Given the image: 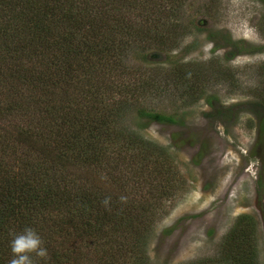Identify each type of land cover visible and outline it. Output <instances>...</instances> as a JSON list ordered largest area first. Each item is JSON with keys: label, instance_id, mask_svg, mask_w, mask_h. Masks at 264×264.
<instances>
[{"label": "trees", "instance_id": "trees-1", "mask_svg": "<svg viewBox=\"0 0 264 264\" xmlns=\"http://www.w3.org/2000/svg\"><path fill=\"white\" fill-rule=\"evenodd\" d=\"M168 1L0 0V264L12 258L10 234L25 227L34 228L48 249L47 261L34 258L37 264H80L81 252L93 246L94 264H147L141 248L154 225L143 218L147 211L138 214L118 202L103 210L79 178L94 166L108 167L104 148L123 136L117 118L131 108L129 101L102 107L113 109L102 123L94 119V106L108 99L111 84L114 93L127 91L120 79L124 40L134 32L142 50L160 52L176 43L173 29L165 38L170 43L157 38V25L134 30L138 21L142 27L157 23L166 11L174 17L177 9ZM124 144L134 153L141 146L147 154L156 149L130 131ZM257 226L250 214L239 215L213 258L188 264H259Z\"/></svg>", "mask_w": 264, "mask_h": 264}, {"label": "rangeland", "instance_id": "rangeland-1", "mask_svg": "<svg viewBox=\"0 0 264 264\" xmlns=\"http://www.w3.org/2000/svg\"><path fill=\"white\" fill-rule=\"evenodd\" d=\"M171 1L174 17L168 19L166 11L157 23L142 27L138 21L134 30L157 25V38L170 43L165 38L173 29V48L142 50L134 32L121 45L126 72L120 79L127 91L114 93L111 84L114 91L94 106V119L102 123L113 111L102 107L129 101L131 108L117 118L123 136L104 148L108 167L94 166L79 180L103 210L118 202L115 206H133L138 214L147 211L143 218L154 224L141 248L147 264L213 258L241 214L257 222L259 264H264V0ZM128 131L153 144V153L142 146L136 153L127 150ZM160 153L167 157L163 162L136 166ZM102 197H110L107 207ZM94 251V246L83 250L80 264H94Z\"/></svg>", "mask_w": 264, "mask_h": 264}, {"label": "clouds", "instance_id": "clouds-1", "mask_svg": "<svg viewBox=\"0 0 264 264\" xmlns=\"http://www.w3.org/2000/svg\"><path fill=\"white\" fill-rule=\"evenodd\" d=\"M120 199L123 201L126 197L121 196ZM109 201L110 197H106L102 203L107 207ZM10 235L9 247L12 258L9 264H37L34 258L47 261L48 249L34 228L25 227L22 231L12 232Z\"/></svg>", "mask_w": 264, "mask_h": 264}]
</instances>
